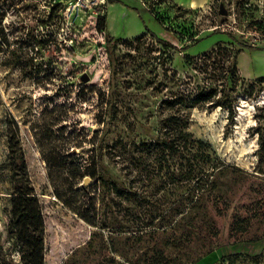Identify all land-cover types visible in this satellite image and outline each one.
I'll return each mask as SVG.
<instances>
[{
	"label": "rangeland",
	"instance_id": "rangeland-1",
	"mask_svg": "<svg viewBox=\"0 0 264 264\" xmlns=\"http://www.w3.org/2000/svg\"><path fill=\"white\" fill-rule=\"evenodd\" d=\"M189 1L106 0L97 57L91 3L0 0V264H40L7 229L22 159L43 213V264H264V0L180 6ZM148 31L176 49L132 39ZM110 37L122 40L109 48ZM217 45L239 52L234 91L229 63L204 56ZM212 87L230 93L234 117L203 105L185 127L208 159L189 143L157 152L176 129L178 108L164 102ZM101 160L141 197L104 190Z\"/></svg>",
	"mask_w": 264,
	"mask_h": 264
},
{
	"label": "trees",
	"instance_id": "trees-1",
	"mask_svg": "<svg viewBox=\"0 0 264 264\" xmlns=\"http://www.w3.org/2000/svg\"><path fill=\"white\" fill-rule=\"evenodd\" d=\"M60 9L59 4L54 6L51 10L52 15L56 14L57 11ZM149 11L154 14V16L160 20L157 13L152 8H149ZM44 25V24H43ZM105 25L103 22L101 26ZM166 25V24H164ZM168 26L165 27L167 30ZM147 34L155 37L158 42L162 44V46H170L176 49V46L171 44L170 42L159 38L153 32L148 31L136 38L133 39H141L145 37ZM235 39V38H234ZM117 40L113 37L105 42L106 46L112 47L115 45ZM235 41H237L235 39ZM0 42L2 40L0 38ZM0 43V54L4 52L3 44ZM237 43L242 47H251L248 44H243L237 41ZM187 46V45H186ZM186 46H182L180 49L181 51L184 50ZM106 54V49H105ZM222 56L223 60H225L228 65L227 73L231 75L230 79H235L231 82V86L229 88L230 91H234L236 86V75L238 74V55L239 52H234L232 49L228 47L217 45L215 49L211 51V53L204 55L206 59L212 56ZM187 62H192V59L189 55L185 56ZM211 60V58L209 59ZM260 82L264 81V77L260 78ZM225 92V96H224ZM220 97H218V95ZM230 93L226 90L219 88H211L209 91H201L196 94H189V95H181L178 98L173 100L165 101L168 106L178 108V112L173 114L169 117V124L171 127H175V130L170 131L169 134H166L163 138L155 139V142L152 144L157 152L161 153H179L182 151L183 144L189 143L192 145L191 148L194 149L193 156L196 159H201L205 161L208 159V154L203 150V146L205 145L204 142L196 140L193 136L188 132L185 131V127L188 124V117L189 111L194 108L201 107L203 105H209L212 108H225L229 112V117L232 119L234 117V110H233V100ZM188 111V112H186ZM192 136V138H191ZM261 146L264 148V142H260ZM16 147L14 144L10 143L11 153L12 156L18 158V154L16 151ZM14 172V189L12 194V215L10 221L8 223L7 229L8 232L11 233L15 242H17L22 248H25L28 251L29 258H40V264H43V241L42 238L39 236V233L43 230L44 227V218L42 209L39 203L37 196H35L34 188L31 184V181L27 174V166L24 159L20 163H12L11 164ZM197 173L198 169L195 168L192 172ZM99 177L100 183L104 190L114 192L119 196H126V197H138L140 198L141 195L137 192H133L132 190L126 188L122 184L117 181L110 180L107 177V171L103 167L102 160L99 162ZM217 232H215L216 234ZM0 249H2L0 247ZM223 248L218 247L217 249H210L204 254L200 255L198 261L201 258H205L206 256H213L216 253H221ZM240 252L233 253V256L237 257ZM232 256V255H231ZM226 256H222L224 258Z\"/></svg>",
	"mask_w": 264,
	"mask_h": 264
},
{
	"label": "built area",
	"instance_id": "built-area-1",
	"mask_svg": "<svg viewBox=\"0 0 264 264\" xmlns=\"http://www.w3.org/2000/svg\"><path fill=\"white\" fill-rule=\"evenodd\" d=\"M68 2L71 5L74 4V6H77V5L87 6L85 4V2H89L92 4L91 5V7L93 8V10H92L93 25L92 26H93V29L95 30V33H96V41L92 45V49H93V51H95L94 52L95 55L97 57H100L105 52V48L101 47V45L99 43V41L100 42L104 41L103 34L101 33V31H99V25H100V20L105 18V14H106L105 12L106 11H104L103 9L105 8L106 0H68ZM97 8H99V10H96Z\"/></svg>",
	"mask_w": 264,
	"mask_h": 264
},
{
	"label": "crops",
	"instance_id": "crops-1",
	"mask_svg": "<svg viewBox=\"0 0 264 264\" xmlns=\"http://www.w3.org/2000/svg\"><path fill=\"white\" fill-rule=\"evenodd\" d=\"M210 0H203L202 2L198 3L196 0H190L188 4L184 2H180V6L185 8H205L209 4ZM179 5V4H178ZM138 37V36H137ZM136 38V37H135ZM133 39V38H132ZM164 39H167L166 37ZM128 40V39H127Z\"/></svg>",
	"mask_w": 264,
	"mask_h": 264
},
{
	"label": "water",
	"instance_id": "water-1",
	"mask_svg": "<svg viewBox=\"0 0 264 264\" xmlns=\"http://www.w3.org/2000/svg\"><path fill=\"white\" fill-rule=\"evenodd\" d=\"M220 14H223V15H226L227 14V10L225 9L224 5L222 4L221 7H220ZM82 80L83 82H87L89 81V76L87 74H84L82 76ZM89 181V180H88ZM87 181V182H88Z\"/></svg>",
	"mask_w": 264,
	"mask_h": 264
},
{
	"label": "bare ground",
	"instance_id": "bare-ground-1",
	"mask_svg": "<svg viewBox=\"0 0 264 264\" xmlns=\"http://www.w3.org/2000/svg\"><path fill=\"white\" fill-rule=\"evenodd\" d=\"M92 182V181H91Z\"/></svg>",
	"mask_w": 264,
	"mask_h": 264
}]
</instances>
